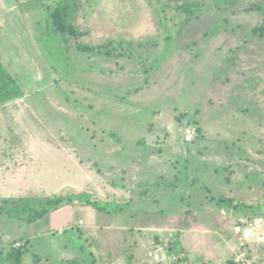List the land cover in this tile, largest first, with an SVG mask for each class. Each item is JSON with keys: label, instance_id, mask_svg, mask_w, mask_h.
Returning a JSON list of instances; mask_svg holds the SVG:
<instances>
[{"label": "rangeland", "instance_id": "1", "mask_svg": "<svg viewBox=\"0 0 264 264\" xmlns=\"http://www.w3.org/2000/svg\"><path fill=\"white\" fill-rule=\"evenodd\" d=\"M60 1L0 0V63L24 91L0 109V169L24 166L0 175V201L100 206L0 214V249L26 245L23 264H264V16L247 10L264 0H189L192 18L162 0H70L85 33L71 38L53 31ZM109 43L133 59L77 48Z\"/></svg>", "mask_w": 264, "mask_h": 264}, {"label": "trees", "instance_id": "2", "mask_svg": "<svg viewBox=\"0 0 264 264\" xmlns=\"http://www.w3.org/2000/svg\"><path fill=\"white\" fill-rule=\"evenodd\" d=\"M79 1V0H75ZM153 2L154 0H149ZM164 3L165 9L170 4H175V8L180 12L189 14L192 18L195 14L199 12L197 5L200 2L191 3L189 0H162ZM234 3V2H232ZM71 1L63 0L60 1L58 6H55L51 10L50 17L52 18L53 31L56 35H63L68 37H81L85 33L79 31L70 21L69 17L73 14L71 9ZM159 10V8H157ZM164 9V11H165ZM254 9L261 11L264 16V7L251 6L247 10ZM264 32V22L260 24L259 27L254 28L252 33H263ZM79 51L85 53L92 51H99L103 54L104 57L115 59V60H132V53L124 54L120 51L119 46L114 47L111 43L107 45H102L100 48L90 47L87 45H79L77 47ZM24 97V91L22 85L18 82L17 78L14 77L6 68L0 63V108L6 106L14 101L20 100ZM190 142V141H188ZM228 171H232L230 165L224 167ZM199 181L197 178L195 179ZM264 187V183H263ZM209 190V189H208ZM215 197V196H214ZM210 198V201L214 205L218 206L220 209H225L227 212L234 213L235 216H243L248 219H253L261 216V206L260 205H251L243 200L235 199L232 197H225L223 195L218 198ZM75 201L80 202L83 205H88L92 207L99 208L100 202L94 200L91 195L82 194L78 196L71 195L68 198L63 197H54V198H44L39 196H21V197H10L0 201V214L8 218H11L12 221L20 220L27 224H33L44 217L48 216L55 210H58L63 203L73 204ZM179 243H173L172 252H181L179 248ZM27 251L26 245L16 246L13 243H8L7 247L0 249V264H23V259L25 252ZM35 264H41L45 261L42 257L34 255ZM93 263H98L97 259L94 257L92 259ZM44 264H53V263H44ZM59 264H79L77 261H64Z\"/></svg>", "mask_w": 264, "mask_h": 264}, {"label": "crops", "instance_id": "3", "mask_svg": "<svg viewBox=\"0 0 264 264\" xmlns=\"http://www.w3.org/2000/svg\"><path fill=\"white\" fill-rule=\"evenodd\" d=\"M22 99H20V100H17V101H14V102H12V103H10V105H12L13 103H17V102H19V101H21ZM7 106V105H6ZM5 106V107H6ZM1 109V108H0ZM4 146H5V143H4ZM3 146V147H4ZM10 162H13V159L10 161ZM20 168H24V166H23V164L21 163V164H13L12 163V165H8V164H6L5 166H2V168L0 169V175L2 174V176H4V172H8V171H13V170H17V169H20ZM93 229H94V227H92Z\"/></svg>", "mask_w": 264, "mask_h": 264}, {"label": "built area", "instance_id": "4", "mask_svg": "<svg viewBox=\"0 0 264 264\" xmlns=\"http://www.w3.org/2000/svg\"><path fill=\"white\" fill-rule=\"evenodd\" d=\"M191 131H192V130H188V133H189L188 139H189V141H191V139H192V134L194 133V132L192 133Z\"/></svg>", "mask_w": 264, "mask_h": 264}]
</instances>
